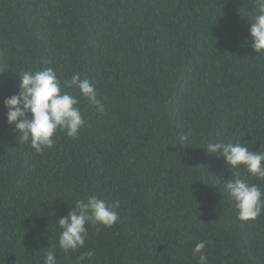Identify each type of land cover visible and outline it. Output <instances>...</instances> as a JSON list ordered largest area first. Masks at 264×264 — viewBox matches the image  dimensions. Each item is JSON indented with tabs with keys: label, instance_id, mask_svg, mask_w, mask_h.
<instances>
[{
	"label": "trees",
	"instance_id": "obj_1",
	"mask_svg": "<svg viewBox=\"0 0 264 264\" xmlns=\"http://www.w3.org/2000/svg\"><path fill=\"white\" fill-rule=\"evenodd\" d=\"M253 0H0V264H264V214L241 221L225 184L237 173L210 142L264 151V53L246 38ZM91 81L85 124L37 153L3 101L25 71ZM187 134L181 144L179 137ZM179 144V145H178ZM118 202L65 253L58 220L77 199ZM91 257L79 260L82 254Z\"/></svg>",
	"mask_w": 264,
	"mask_h": 264
},
{
	"label": "clouds",
	"instance_id": "obj_2",
	"mask_svg": "<svg viewBox=\"0 0 264 264\" xmlns=\"http://www.w3.org/2000/svg\"><path fill=\"white\" fill-rule=\"evenodd\" d=\"M255 12L251 16L246 38L256 53H264V0H253ZM18 92L3 101L6 120L14 125L21 142H29L39 153L45 148H52L57 131L65 132L67 137L76 138L85 124L79 99L71 91L78 89L81 96L94 106L97 113L106 112L104 104L98 99L96 86L88 79H81L79 73H73L70 79H61L51 67L39 71H25L18 79ZM181 144L188 140L187 134L179 137ZM179 145V144H178ZM209 153L224 158L225 164L232 169L243 166L248 176L264 179V151H253L242 143L219 140L207 144ZM225 190L235 202L238 218L241 221L255 220L264 214V188L250 183L249 179L238 173L227 181ZM118 202L108 203L97 196L77 199L66 216L59 218L61 229L58 239L59 247L65 252L76 251L85 246L88 236L87 226L103 225L111 227L119 222L116 209ZM206 242L199 241L192 248V256L197 264H208L204 249ZM93 252L82 254L79 260L91 257ZM44 264H56L55 253H45Z\"/></svg>",
	"mask_w": 264,
	"mask_h": 264
}]
</instances>
